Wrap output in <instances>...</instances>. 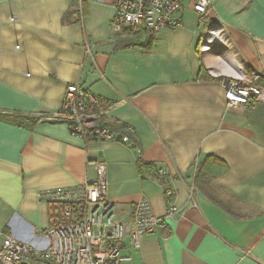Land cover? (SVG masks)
<instances>
[{
  "label": "crops",
  "instance_id": "crops-1",
  "mask_svg": "<svg viewBox=\"0 0 264 264\" xmlns=\"http://www.w3.org/2000/svg\"><path fill=\"white\" fill-rule=\"evenodd\" d=\"M114 2L0 0V231L40 247L38 194L93 183L104 163L118 221L141 199L164 218L138 250L124 241L126 264H264V104L227 107L222 89L264 81V0H212L202 17L184 0L179 27L131 46L110 31ZM68 85L100 99L105 126L132 128L130 143L52 120Z\"/></svg>",
  "mask_w": 264,
  "mask_h": 264
},
{
  "label": "built area",
  "instance_id": "built-area-1",
  "mask_svg": "<svg viewBox=\"0 0 264 264\" xmlns=\"http://www.w3.org/2000/svg\"><path fill=\"white\" fill-rule=\"evenodd\" d=\"M184 0H115L110 31L113 35L123 30H145L153 35L161 28H176L181 24L179 15ZM212 0H192V9L200 17L211 7ZM211 27H208V30ZM209 32V31H208ZM204 49L212 41L204 39ZM203 47V46H202ZM259 76L249 79L225 80L222 83L227 107H244L253 103L264 104V81ZM99 99L89 90L68 85L58 113L52 119L60 120L73 137L84 141L101 140L127 146L133 129L125 133L104 125L106 110L100 109ZM97 180L77 188L54 189L40 192L38 198L49 208L48 227L41 232L42 244L36 247L14 235L0 231V264H126L131 261L124 253V241L132 250L140 248L144 236L162 229L164 218L156 217L149 202L141 199L135 207L130 223L118 221L113 206L105 197L106 168L98 163ZM160 176H168L165 168H159ZM166 217L176 213L174 191L165 193Z\"/></svg>",
  "mask_w": 264,
  "mask_h": 264
},
{
  "label": "trees",
  "instance_id": "trees-1",
  "mask_svg": "<svg viewBox=\"0 0 264 264\" xmlns=\"http://www.w3.org/2000/svg\"><path fill=\"white\" fill-rule=\"evenodd\" d=\"M123 33H127L128 36L131 38L127 42L128 43V46L134 45L133 43H137L141 38H145V37L148 38V34H147V32L145 30H139V31H137L135 33L133 31H131L130 29H125V30H123V32L121 34H123ZM121 34H116V35H121ZM77 86H79V85H77ZM80 88H82V87H80ZM99 103H100L99 104L100 105L99 108L105 110V107L101 103L100 99H99ZM14 118L17 119V117H14ZM124 132H125V130H124ZM209 158H211V157H209ZM4 232H7V231L5 230Z\"/></svg>",
  "mask_w": 264,
  "mask_h": 264
}]
</instances>
